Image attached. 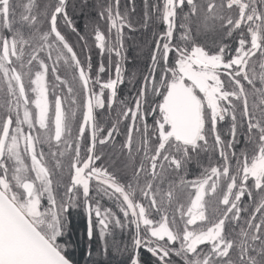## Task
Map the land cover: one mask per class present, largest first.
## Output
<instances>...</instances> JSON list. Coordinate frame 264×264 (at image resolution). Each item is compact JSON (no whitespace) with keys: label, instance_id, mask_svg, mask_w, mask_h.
I'll return each mask as SVG.
<instances>
[{"label":"snow or ice","instance_id":"obj_1","mask_svg":"<svg viewBox=\"0 0 264 264\" xmlns=\"http://www.w3.org/2000/svg\"><path fill=\"white\" fill-rule=\"evenodd\" d=\"M153 7L166 27L142 82L130 78L139 85L134 97L114 103L125 77L122 29L131 27L120 0L101 8L108 32L94 29L96 66L66 0L43 11L32 0H0V264H73L60 241L81 209L89 240L98 234L105 252L115 229L130 232L116 248L128 253L126 264H142L141 249L154 264H173V254L182 264H264V0ZM61 18L84 42L79 53ZM105 105L116 118L102 128L95 112ZM109 147L123 175L105 162ZM200 153L208 165L189 180L188 164Z\"/></svg>","mask_w":264,"mask_h":264},{"label":"trees","instance_id":"obj_2","mask_svg":"<svg viewBox=\"0 0 264 264\" xmlns=\"http://www.w3.org/2000/svg\"><path fill=\"white\" fill-rule=\"evenodd\" d=\"M52 0H42L40 11H43L46 5L51 3ZM67 3V13L71 17L73 24L76 26L78 33L80 35H87L89 37V42L93 48L91 53L92 63L94 66L98 65L100 62L99 50L95 48L94 42V29L99 27L106 35L108 32V24L105 19L100 16V11L102 7H106L109 0H66ZM163 0H120V12L123 13L125 9L128 10V19L131 22V27L125 25L122 29L123 40V56L122 61L123 68L125 71V77L123 82L118 86L117 89V100L114 103H118L119 100H124L127 98H132L136 94L138 89V84L135 80H131L135 75L136 80L142 82V73L147 71V60L148 54L151 48L155 47L154 40L158 34L165 29V25L162 20L157 19L159 13L154 10V5L162 6ZM36 4V3H35ZM20 11V10H19ZM147 13V16L145 15ZM61 20H63L61 18ZM178 23V22H177ZM41 27H44L43 25ZM62 33L66 35L69 42L74 44L75 50L79 53L81 51V45L83 41H78V36L76 33H72L70 29L66 28L65 25H60ZM246 30V29H245ZM115 38V33L113 31V39ZM214 38V33L209 32L207 36V41L211 42ZM201 41H205V37H200ZM231 43V41H228ZM83 58V57H82ZM115 53H113V61H115ZM259 58H257L255 64V71L259 74L261 71L259 67ZM104 63L107 65L108 57L107 54L104 56ZM61 73L67 78L71 79L70 71L63 67V62H60ZM113 64V75H114ZM107 73L104 74V79H107ZM66 93L67 89H63ZM105 100L107 98V90L105 91ZM251 102V99H250ZM134 104V100L131 101ZM71 107L69 103L66 106ZM97 121L102 125V128L110 127V123H107L109 116L114 120L116 118V110L113 109L111 113L107 106L103 109H97L95 112ZM79 120H81V113L78 110L76 126L78 127ZM149 123H151V118H149ZM121 127L123 128V121L121 122ZM123 136L117 137V146H119V141L122 140ZM139 139V138H137ZM245 147L243 134L239 136V142L237 144L236 151L239 152L240 149ZM108 156L105 157V162L108 164L110 170L121 171L123 164L121 162L120 156L111 155V148L105 149ZM47 152V151H46ZM216 161L219 160L218 153L216 155ZM53 165V160L51 162ZM232 165H235L233 160ZM208 165V156L204 153H200L199 156L193 154V159L188 164L187 169V179L191 180L200 175L203 168ZM58 171V170H57ZM66 175V170H65ZM121 175L123 172L121 171ZM127 183V181H124ZM97 182L92 183L93 188ZM167 185H165V189ZM60 193H63V189H58ZM255 192V190H253ZM95 194V193H93ZM244 204L252 205V200L247 196V194L242 198ZM101 203L105 207H113L111 202L107 197H103ZM177 219L179 216L177 214ZM238 231V229H236ZM131 240L130 232L120 229H115L114 235L108 237V249L105 252L104 241L99 238V235H95L91 240L87 238L86 235V218L81 209L79 213L74 212L72 216L69 217V228L66 231L64 239L60 241L61 243L67 242V252L72 259L74 264H126L128 253L117 251V246L120 249L125 247L126 242ZM179 245H177L178 247ZM91 250V258L89 257V251ZM140 256L142 264H154V257L145 251L140 250ZM173 264H182L180 257H171Z\"/></svg>","mask_w":264,"mask_h":264},{"label":"flooded vegetation","instance_id":"obj_3","mask_svg":"<svg viewBox=\"0 0 264 264\" xmlns=\"http://www.w3.org/2000/svg\"><path fill=\"white\" fill-rule=\"evenodd\" d=\"M29 2H30V0H14V3L27 4V3H29ZM32 2H33V3H36V4L38 5L39 9L41 8V2H42V0H32ZM246 2H247V0H246ZM20 11H23V9H20ZM236 13H238V10H234V14H236ZM59 24H60V25H64V21L60 19ZM44 151H45V152L48 151V147H47V145L44 146ZM52 151L55 152V151H56V148L53 147ZM26 163H27L28 166L30 167V165H31V161H30V159L26 160ZM53 163L55 164V160H53ZM33 175H34V174H33ZM86 235H87V233H86ZM87 238H88V236H87ZM88 239H89V238H88Z\"/></svg>","mask_w":264,"mask_h":264},{"label":"rangeland","instance_id":"obj_4","mask_svg":"<svg viewBox=\"0 0 264 264\" xmlns=\"http://www.w3.org/2000/svg\"><path fill=\"white\" fill-rule=\"evenodd\" d=\"M45 55H47L46 53H45ZM97 90H98V88H97ZM66 106H68V105H65V108H66ZM72 106V105H71ZM81 119H82V114H81ZM94 182V181H93ZM92 182V183H93ZM42 203L46 206V204H47V201H46V198L42 201Z\"/></svg>","mask_w":264,"mask_h":264},{"label":"water","instance_id":"obj_5","mask_svg":"<svg viewBox=\"0 0 264 264\" xmlns=\"http://www.w3.org/2000/svg\"><path fill=\"white\" fill-rule=\"evenodd\" d=\"M86 218V217H85ZM86 223H87V221H86ZM74 264V263H73Z\"/></svg>","mask_w":264,"mask_h":264}]
</instances>
